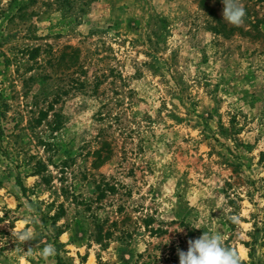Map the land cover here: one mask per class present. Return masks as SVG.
Masks as SVG:
<instances>
[{"label":"rangeland","instance_id":"obj_1","mask_svg":"<svg viewBox=\"0 0 264 264\" xmlns=\"http://www.w3.org/2000/svg\"><path fill=\"white\" fill-rule=\"evenodd\" d=\"M242 2L233 25L221 0H0V264H179L203 231L264 264V0Z\"/></svg>","mask_w":264,"mask_h":264},{"label":"clouds","instance_id":"obj_2","mask_svg":"<svg viewBox=\"0 0 264 264\" xmlns=\"http://www.w3.org/2000/svg\"><path fill=\"white\" fill-rule=\"evenodd\" d=\"M223 4L222 17L233 25H240L244 21L245 8L242 0H221ZM30 207V206H29ZM31 223V217L25 218V224ZM34 229L25 227L16 232L20 242L34 239ZM187 250L177 249L179 264H241L237 251L223 243L219 231H203L196 238H189ZM21 252H25L21 249ZM56 248L52 243L46 244L41 249L45 258L54 256Z\"/></svg>","mask_w":264,"mask_h":264},{"label":"trees","instance_id":"obj_3","mask_svg":"<svg viewBox=\"0 0 264 264\" xmlns=\"http://www.w3.org/2000/svg\"><path fill=\"white\" fill-rule=\"evenodd\" d=\"M101 193L102 194H100L101 195L100 197H102L104 195V192L103 191ZM56 215H58V214H56ZM102 226H103L102 223H98L96 225V228H97V231H96V235L97 236L95 235L96 239L101 240V241L102 240H106V239H110L113 236V232H110L109 229H106L105 232L103 233L102 232ZM152 231H153V229H152ZM59 245L60 244H56V247L59 246ZM228 247H231V246H228ZM57 264H63V263H61L60 261H58ZM241 264H247V263L244 262V261H241Z\"/></svg>","mask_w":264,"mask_h":264}]
</instances>
